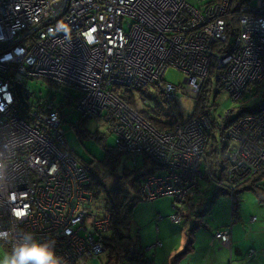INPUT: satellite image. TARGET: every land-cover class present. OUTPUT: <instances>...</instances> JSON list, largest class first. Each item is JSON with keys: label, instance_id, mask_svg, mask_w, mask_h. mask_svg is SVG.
I'll return each instance as SVG.
<instances>
[{"label": "built area", "instance_id": "1", "mask_svg": "<svg viewBox=\"0 0 264 264\" xmlns=\"http://www.w3.org/2000/svg\"><path fill=\"white\" fill-rule=\"evenodd\" d=\"M230 8L231 0H198L197 6L189 0H0V230L11 226L16 234L25 229L55 239L65 264H87L103 252L110 214L91 188L86 166L71 154L56 94L73 98L85 117H103L113 147L133 165L140 156L150 161L143 164L140 193L172 198L169 218L180 222L184 209L203 196L212 127L204 115L183 119L174 109L177 93L196 100L212 60L234 104L264 82V0L239 6L231 43L215 52L213 45L227 39ZM169 69L180 74L179 81L167 79ZM38 78L52 94L32 101L26 82ZM150 83L169 111L167 130L121 97L123 89L136 94ZM17 84L23 95L28 91L26 108ZM135 100L139 107L147 103L145 97ZM237 113L230 107L218 119L231 122L223 128L229 142L224 186L230 192L264 164V110ZM10 208L24 216L21 223ZM233 222L213 231L229 249ZM157 246L160 241L145 250ZM133 253L131 248L125 263Z\"/></svg>", "mask_w": 264, "mask_h": 264}, {"label": "rangeland", "instance_id": "2", "mask_svg": "<svg viewBox=\"0 0 264 264\" xmlns=\"http://www.w3.org/2000/svg\"><path fill=\"white\" fill-rule=\"evenodd\" d=\"M189 1L196 6L198 5V0ZM215 76V71H213L209 75L211 95L209 96L208 104L215 105L216 114H213V116L217 117V119H220V115H222L230 107H235L237 109H239L241 105H245L246 107H255L262 102L261 92L258 91L256 94L255 91H250L253 88L250 90L248 88L235 104L232 103V101L228 98L227 93L224 90L220 91L216 95V97H214L213 92L215 90ZM180 77V74L173 71V69H169L167 71V79H169L170 81L177 82L180 80ZM26 85L27 88H29L32 92V95L30 97V100L32 101L38 98L50 96L52 94L49 91V88L43 85L42 81L39 78L38 81L27 80ZM63 89L70 92V88L68 87H63ZM155 89L156 85L150 83L140 92L138 91L137 96L147 98V104L152 105V103L154 102L151 99L153 98H158V100L161 101L160 96L159 94H157V91H155ZM56 97L57 99H60L61 96L59 94H56ZM174 102L176 103V106L174 105L175 111L183 119L192 117L194 108L196 106L195 100L187 98L184 92L180 90L177 93V97ZM62 113L63 116H61V127L65 132V139L69 144L74 156L77 158V161L88 165L91 173L98 177V179L102 183H104L105 187L107 188L112 185L110 179L111 175L115 174L117 176H123V174H126V177L128 178L124 184V186L126 187L125 189L130 192L131 196H134L133 191H131V180L129 177L130 174H132L133 169V166L130 163V159L127 158L126 155H122L120 157L116 156L115 160L113 156L111 158L107 155L108 151H111L114 145V135L109 131V123H107L103 119V117L100 116H83L77 110L73 101L71 102V104L69 103L63 106ZM229 114L228 117H231V115L229 116ZM213 135L218 141L221 140V137L217 131H213ZM142 163L143 162L140 161V163L138 164V170H140ZM250 184L251 182H246L237 186L234 193L236 208H244L245 210H247V212H249V214L256 213V211L254 210L256 209V205H259L257 204L259 202L255 191L247 188ZM256 184L261 189H264V181H257ZM200 186L203 191V196L201 197L203 200L201 204L197 205L196 203L195 206L193 205L194 208L191 212H185L181 216L182 223L171 224L173 230L178 229L181 231L184 222H188L190 223V229L193 231H209L213 227L221 225L223 212L227 210V214L229 213L228 209L231 201L229 188L211 181L208 178L207 174H205L204 177H201ZM160 199L161 198L138 199L133 208L131 222L128 226L121 228L120 230L122 234L131 237L136 249L141 250L142 247L145 254L148 252L147 250L145 251V248L149 245L140 246L138 233L142 228V223L149 221L151 215H153L154 218V216L158 214V212L155 211V207L159 202L162 201ZM164 204H166V202H164ZM252 217L256 216L254 215ZM216 228H213L212 235L213 231ZM186 232H188V230ZM109 234L110 232L108 230L104 232L103 236L106 237ZM156 241L160 240H155L153 243H155ZM151 249L152 250H150V252L154 251L156 248L152 247ZM105 262L106 254L101 253L97 259L88 260L87 264H104Z\"/></svg>", "mask_w": 264, "mask_h": 264}, {"label": "trees", "instance_id": "3", "mask_svg": "<svg viewBox=\"0 0 264 264\" xmlns=\"http://www.w3.org/2000/svg\"><path fill=\"white\" fill-rule=\"evenodd\" d=\"M251 0H231V8L229 10V13L224 17L226 21V28L225 33L227 36L226 41L224 42H217L213 45V50L215 52L224 51L227 49L228 45L231 43L233 35L235 34V31H237L238 26V10L239 6L245 3L250 2ZM215 71L216 76L214 80L215 90L213 92V96L216 97V95L224 90L222 87V84L220 82V72L217 68V65L214 60L211 61V66L209 69V75ZM209 75L204 82V84L201 87L200 93L196 101V106L193 111L192 117H197L199 115H204L209 119V122L211 124L212 130L208 133V141L206 145V159L207 163L205 167L203 168V176L207 174L208 178L215 182L216 184L225 185V172L228 168V162L227 158L225 156V151L228 146V140L224 138V129L227 128L230 125L229 122L221 123L217 117H214L213 114H216L215 105L211 104L209 105V96L211 95V85H210V79ZM253 88V89H252ZM252 89V90H250ZM250 91H255L257 94L258 91L261 92L262 102L258 106H249L246 107L245 105H241L239 109H237V116H243L245 114H255L259 113L262 110H264V82L261 84H257L255 86L249 87ZM141 90H139L140 92ZM155 91H157V86ZM225 91V90H224ZM121 97L133 108L137 109L143 116L149 119L150 123L155 126L156 128L160 130H167L171 124L169 121L164 120V117H169V111L164 112L163 107L161 106V103H164L163 98L160 96L159 101L158 98H155V100H158L157 104L152 103V105H148L147 103L145 106H138L137 100H135V96L138 94L133 92L131 89H123L121 92ZM244 94V93H243ZM55 96V95H54ZM61 96V95H60ZM56 97V96H55ZM242 97V96H241ZM143 98V97H141ZM57 99V97H56ZM154 99V98H153ZM151 99V100H153ZM73 98L67 97L63 100V96L60 97V99H57L59 101V111L60 116H63L62 108L66 104H71L73 101ZM74 102V101H73ZM176 106V103H173ZM175 109V108H174ZM222 126V129H221ZM224 128V129H223ZM213 131H217L221 137V140L218 141L215 136L213 135ZM72 156L77 160V158L74 156L72 150H71ZM107 155L116 160V156H122L124 154L118 152L114 147L111 151H108ZM128 158V157H127ZM137 163L133 165V163L130 161V163L133 166L132 174H130V180H131V191H133L134 196H131L130 192L125 189L124 186L126 180L128 177H126V174H123V176H117V175H111L110 179L112 182V185L110 187H105V184L102 183L98 177H96L94 174L91 173L88 165L85 163H81L86 166L88 175L91 179V188L94 190H97V197H101L106 206V210L110 214V220H111V227L109 229L110 234L108 236H103L102 238V244H103V252L106 254V262L104 264H154L153 263V257H147L146 254L143 252V249L141 247V250H138L135 248V245L133 244V240L130 236L124 235L121 233V228H124L129 225V223L132 220V212L134 205L138 199H142L143 196L140 193V179L141 176L144 174L143 164L144 165H150V161L144 157L140 156L137 159ZM142 161V165L140 167V170L137 169L138 164ZM148 163V164H147ZM152 169H153V165ZM149 166V167H151ZM150 169V168H149ZM150 169V170H152ZM112 172V170H111ZM129 174V173H128ZM127 174V175H128ZM264 176V164L258 169V171L252 175L251 177L247 178L240 184L236 185L233 189L231 194V215L230 219L233 218L236 220L237 215V208L236 203L234 201V193L237 186L246 183L251 182V184L247 187L248 189H251L255 191L257 194L258 199H264V192H262V189L257 186L256 182L261 181V177ZM122 181V182H121ZM201 187V186H200ZM230 191V190H229ZM202 197V196H201ZM198 197V198H201ZM165 198V197H162ZM170 198V197H169ZM195 199L196 200L198 199ZM145 199V198H143ZM159 199V198H157ZM172 199V198H171ZM173 202V200H172ZM194 202V204H195ZM193 204V205H194ZM193 205L188 206L185 210L188 208L193 207ZM184 211L181 213V216L184 214ZM162 218L161 215H157V219L159 217ZM169 218V215H168ZM170 220V218H169ZM171 221V220H170ZM181 221V218H180ZM172 222V221H171ZM174 223V222H173ZM179 223V222H178ZM133 248L134 253L132 254V258L128 263H125L126 257L129 254V250ZM146 251V250H145ZM149 251V250H147Z\"/></svg>", "mask_w": 264, "mask_h": 264}, {"label": "crops", "instance_id": "4", "mask_svg": "<svg viewBox=\"0 0 264 264\" xmlns=\"http://www.w3.org/2000/svg\"><path fill=\"white\" fill-rule=\"evenodd\" d=\"M261 181H264V176L261 177ZM160 200L162 201L157 204L155 211L162 218L157 219V215L153 218L151 215L149 221L141 224L142 228L138 233L140 246L150 245L155 240L161 241V246L146 253L147 257H153L154 264H264V199H258L259 205H256L254 210L256 213L249 214L244 208L237 207V218L231 227L230 249L213 238L212 230L229 225L232 201H230L229 213L227 214V210L223 212L221 225L209 231H193L190 229V223L184 222L180 231L172 229L171 224L174 223L168 218L173 211L172 199L165 197ZM202 200L198 198L195 204H201ZM194 206L184 213L191 212ZM254 215L255 220H250V216ZM180 223L182 219L178 224Z\"/></svg>", "mask_w": 264, "mask_h": 264}, {"label": "clouds", "instance_id": "5", "mask_svg": "<svg viewBox=\"0 0 264 264\" xmlns=\"http://www.w3.org/2000/svg\"><path fill=\"white\" fill-rule=\"evenodd\" d=\"M2 170L3 165H0ZM10 212L15 221H23L24 216H17L11 208ZM0 264H65V260L56 252L55 239H41L25 229L16 234L15 228L10 226L0 230Z\"/></svg>", "mask_w": 264, "mask_h": 264}, {"label": "water", "instance_id": "6", "mask_svg": "<svg viewBox=\"0 0 264 264\" xmlns=\"http://www.w3.org/2000/svg\"><path fill=\"white\" fill-rule=\"evenodd\" d=\"M16 92H17V96H18L20 102L26 108L27 107L26 98L28 97V91L26 90V92L23 95L22 94V90H21V85L20 84H17L16 85Z\"/></svg>", "mask_w": 264, "mask_h": 264}]
</instances>
